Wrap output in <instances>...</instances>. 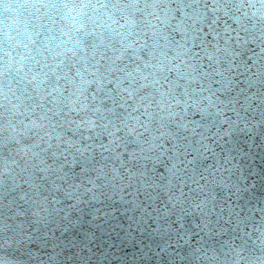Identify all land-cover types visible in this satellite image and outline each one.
Masks as SVG:
<instances>
[{"label":"clouds","instance_id":"9594fccd","mask_svg":"<svg viewBox=\"0 0 264 264\" xmlns=\"http://www.w3.org/2000/svg\"><path fill=\"white\" fill-rule=\"evenodd\" d=\"M38 5V15L32 9L36 18L26 22L27 13L15 0L0 4L4 18L0 24V129L7 133L11 153V159L0 167V176L13 190L22 183L27 185L28 191L20 194L19 200L31 209L33 223L43 224L48 206L57 211L64 200L72 202L67 206L70 209L89 201L102 204L130 186L129 195L134 197L137 176L130 166L133 161L142 163L149 151L161 156L172 151L169 172L175 183L170 181L169 187H180L171 194L165 189L164 195L173 208L178 205V212L191 209L198 215L206 208L211 211L205 204L206 186L231 171L229 162L220 164L217 159L215 168L209 164L196 175L189 166L196 159L217 157L209 140L219 144L228 135L231 125L221 128L229 123L232 101L221 99L217 93L223 95L222 90L205 82L215 71L209 62L218 66L208 45L193 52L183 44L170 48L154 43L158 34L167 40L165 31L180 27L171 23L169 0H76L79 15L74 22L57 11V0H38ZM207 14L209 32L203 35L211 34L215 43H209L216 52L226 51L229 60H238L240 55L233 56L224 48L239 36L232 24L239 28L242 22L252 20L259 25V43L247 58L252 60L249 67L264 69V0L228 4L210 0ZM37 39H43V46L33 51ZM194 65H199L200 71ZM21 89L24 95L19 94ZM101 91L108 108L97 98ZM196 112L207 117V122L186 119ZM59 129L71 131L72 136ZM166 141L172 143V149ZM129 142L137 147L125 161L123 146ZM94 155L100 157L98 163L83 168L78 176L64 171L65 166L71 169L77 158H87L91 164ZM37 172L48 183V195H40L37 183H28ZM185 186L189 192L205 193V197L197 202L184 192ZM3 206L11 208L12 201ZM22 215L13 211L12 218ZM168 215V211L161 213L162 218ZM7 227L5 222L0 231ZM259 232L264 236V224ZM9 243L5 240L0 247ZM0 264L16 262L0 256Z\"/></svg>","mask_w":264,"mask_h":264},{"label":"water","instance_id":"95a60500","mask_svg":"<svg viewBox=\"0 0 264 264\" xmlns=\"http://www.w3.org/2000/svg\"><path fill=\"white\" fill-rule=\"evenodd\" d=\"M15 2L27 13L26 22L36 18L32 9L37 15L40 11L38 0ZM57 2V11L71 22L65 5L76 8V0ZM209 2L169 0L171 23L180 27L172 32L165 31L167 40L158 34L154 43L159 47L168 44L170 48L183 44L184 47H191L193 52H199L207 44L218 66L209 62L215 71L205 82L213 89L222 90L223 95L217 93L221 99L227 97L232 101L229 105L231 111L227 113L229 123L221 128L223 131L231 125L228 135L219 144L209 140L211 152L217 157L210 156L203 161L196 159L189 166L192 174L196 175L209 164L215 168L217 159L220 164L229 162L231 171L216 177L210 187L206 186L205 204L210 206L211 211L206 208L199 215L191 209L178 212V205L173 208L168 203L164 190L168 189L171 194L180 187L179 184L175 188L169 187L170 181L175 183L169 172L171 150L165 156L149 151L147 158L142 157V163L132 162L130 171L137 176L134 197L129 195L132 191L130 186L123 193L113 195L111 200L105 198L102 204L89 201L70 209L67 206L72 202L64 200L57 206V211L48 206L43 224L33 223L31 209L19 200V195L28 191L27 185L22 183L13 190L6 178L0 176V228L5 222L9 225L5 231H0V245H4L5 240L10 242L8 246L0 247V256L10 258L16 264H264V236L259 232V226L264 224V103L259 102L264 100V69L249 67L252 60L247 58L254 44L259 43L260 26L252 20L242 22L239 28L232 24L239 36L229 40L224 48L233 56L237 52L240 55L238 60H229L226 51L216 52L209 43L212 41L211 34L203 35L209 32ZM219 2L228 4L234 0ZM2 3L3 0H0ZM186 5L191 7H184ZM3 20L0 13V24ZM41 31L46 37V29L42 27ZM43 42V39H37L32 50L42 47ZM92 47H95V42ZM194 67L197 72L200 71L199 65ZM217 72L219 75H216ZM108 87L111 88V84ZM19 94L24 95L23 89ZM104 95L101 91L97 98L103 102V107L108 108L110 105L104 100ZM186 119L199 120L202 124L208 120L198 112L190 113ZM66 135L72 136V132L66 131ZM6 141L7 133L0 129V167L11 159L10 145ZM165 144L172 149L170 141ZM136 147L131 142L125 144L122 158L127 161L128 153ZM99 159L94 155L90 164L87 158H77L75 165L71 169L65 166L64 171L78 176L83 168L97 164ZM47 162L51 164L52 160ZM41 175L35 173L34 179L28 183L40 185L37 191L45 196L48 195V183L41 179ZM201 183L204 181L201 180ZM142 184L144 187H141ZM184 192L197 202L205 197L203 192H189L187 186ZM56 195L62 199L59 193ZM153 197H156L154 204ZM181 199L186 198L181 196ZM9 201H12L11 208H5L3 205ZM184 207L187 208V203ZM141 209L146 210L142 212ZM13 211L23 215L13 219ZM164 211H168L169 215L162 218Z\"/></svg>","mask_w":264,"mask_h":264},{"label":"snow or ice","instance_id":"6c2138e0","mask_svg":"<svg viewBox=\"0 0 264 264\" xmlns=\"http://www.w3.org/2000/svg\"><path fill=\"white\" fill-rule=\"evenodd\" d=\"M67 8L66 15L69 17L70 21L74 22L76 17L79 15V12L75 7H70L68 4L65 5Z\"/></svg>","mask_w":264,"mask_h":264}]
</instances>
